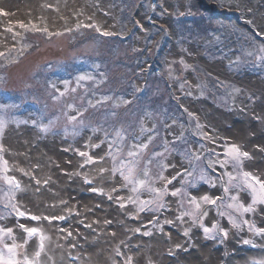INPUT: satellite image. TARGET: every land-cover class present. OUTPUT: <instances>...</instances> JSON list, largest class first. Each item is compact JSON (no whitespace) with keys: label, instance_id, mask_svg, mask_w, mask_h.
Returning <instances> with one entry per match:
<instances>
[{"label":"rangeland","instance_id":"374dc122","mask_svg":"<svg viewBox=\"0 0 264 264\" xmlns=\"http://www.w3.org/2000/svg\"><path fill=\"white\" fill-rule=\"evenodd\" d=\"M244 22L264 37V0H0L4 242L31 258L42 234L39 264H264V202L248 187L264 181L251 151L264 162V40ZM24 127L61 140L74 174L57 159L24 188L6 145ZM233 145L248 156L233 160ZM86 195L115 211L103 239Z\"/></svg>","mask_w":264,"mask_h":264},{"label":"bare ground","instance_id":"6f19581e","mask_svg":"<svg viewBox=\"0 0 264 264\" xmlns=\"http://www.w3.org/2000/svg\"><path fill=\"white\" fill-rule=\"evenodd\" d=\"M249 132L250 134L248 135L251 137L255 134L253 129H250ZM246 135L242 131L239 132L237 140H240V142L244 145L250 143V146L253 142L257 141V136H255L252 140V138H248V135ZM233 136L236 137L234 134ZM6 145L9 150L12 167L18 174H22L25 182L24 188L26 189L31 186L27 181H30L32 177L38 179L43 174V181L44 179H47V176L44 174L48 175L51 171L60 169L56 166L57 159H59V164H64H60L63 166V169L68 170V174H64V179L73 175L75 172V163H65L67 154L65 152L64 143L61 140L56 139H52V141L51 139L42 141L30 127H24L19 130L11 129L7 134ZM255 149L256 147L251 150L253 154L252 164L255 165L264 177V162H260L262 159ZM81 184L83 185L82 181H80V186L83 188ZM82 203V208H87V213H85V222L87 224L90 223V225L92 224L94 228L91 233L93 235L95 234L97 237L101 236V239L105 238L103 224L105 220L114 216L115 211L112 206L108 203L106 204L104 199H100L94 195H86L85 197L82 196ZM97 203H101V206L103 205V207L98 209ZM107 242H109V240ZM96 243H89V249L92 255L98 252L97 248L102 250L104 247V242L98 241ZM93 259L94 258L91 257V261H93Z\"/></svg>","mask_w":264,"mask_h":264},{"label":"snow or ice","instance_id":"6c2138e0","mask_svg":"<svg viewBox=\"0 0 264 264\" xmlns=\"http://www.w3.org/2000/svg\"><path fill=\"white\" fill-rule=\"evenodd\" d=\"M99 31V29H98ZM105 35H108V33H104ZM0 55H3V53H0ZM80 79H85V77H81ZM5 126V121L3 119H0V131L3 130ZM146 147V146H145ZM229 157H231L233 160L239 162V159L241 156L247 157L248 153H241L239 151V149L233 145L230 149H228L227 153H226ZM81 155H86L85 153H81ZM135 153L133 152H129V156H134ZM5 164L7 163L6 161L4 162ZM128 172H129V176H126L125 179H129L130 176L133 175V169L131 167L128 168ZM121 175H123V172H121ZM145 175H147V173H145ZM250 173H244V177L246 179L247 182V178L250 177ZM163 178V177H161ZM7 183L9 185H12L14 188L18 189L19 188V183L17 181H15V178H9V177H5ZM229 179L231 180L232 177L229 176ZM251 180L255 181L256 185H259V192H257V188L255 187V185L248 183V187L252 189L254 195V201L256 202V196H259V199L261 200V202H264V181H260L258 178L256 177H251ZM130 182H135L137 183L139 186H144L145 185V181L144 180H139V181H132L130 180ZM136 188H133V191H136ZM151 191L159 193L160 189H151ZM225 191H228L227 188H225ZM173 195H176V193H172ZM233 200H235V197H232ZM203 200L206 202H211V203H215V201H209L208 197H203ZM135 202V201H133ZM193 202H195V198H193ZM141 211L144 210V207L151 203V201H141ZM123 206V205H122ZM13 207L15 208V205H13ZM200 205L196 204V208L199 209ZM231 207V205H230ZM242 207V206H241ZM251 207H247V208H243V211L247 212L250 211ZM18 215L20 216H24L25 213L24 212H19ZM204 215H207V213H204ZM31 219L33 220H39L40 217H36V216H32ZM57 219H63V217H59ZM21 227H23V225H21ZM213 227L215 228L216 225H213ZM12 229L11 228H7V229H0V264H39L38 258L41 255V252L44 249V244H43V240L45 239V237L41 234L40 236V240L41 243L39 245V250L36 251L34 253V255L30 258L27 253H24L22 256L21 254L18 253L17 249L19 247H21V245H17L16 243H5L4 242V236H8L9 238H11L12 235ZM25 231L28 233L29 237L36 235L40 232L39 229L37 228H27L25 229ZM205 233L210 232L211 230L207 227L204 228ZM257 231L264 233V229H258ZM147 234V233H146ZM187 234V233H185ZM225 235H227V233H225ZM245 243H249V241H245ZM131 260V258H129V261Z\"/></svg>","mask_w":264,"mask_h":264},{"label":"water","instance_id":"95a60500","mask_svg":"<svg viewBox=\"0 0 264 264\" xmlns=\"http://www.w3.org/2000/svg\"><path fill=\"white\" fill-rule=\"evenodd\" d=\"M204 5L207 7V8H209V7H213V5L212 4H206V3H204ZM220 13V12H219ZM222 13H224L225 14V16H226V18L228 17V18H236V19H238V21L240 22L241 20H240V17H239V15H237V14H235V13H233V14H230V13H226V12H222ZM244 25H246L250 30H252L256 35H258V32L250 25V24H248V23H246V22H244ZM259 37H261L263 40H264V37H262V36H260V34L258 35Z\"/></svg>","mask_w":264,"mask_h":264}]
</instances>
